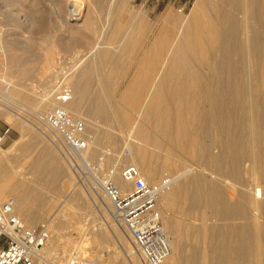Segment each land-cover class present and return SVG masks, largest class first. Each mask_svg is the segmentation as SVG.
I'll return each mask as SVG.
<instances>
[{"label": "bare ground", "instance_id": "1", "mask_svg": "<svg viewBox=\"0 0 264 264\" xmlns=\"http://www.w3.org/2000/svg\"><path fill=\"white\" fill-rule=\"evenodd\" d=\"M22 1L0 0L2 5L8 7L11 16L16 19H20L21 15L18 14V11L13 13L11 8L18 6V3ZM63 1H66V5H64L66 6L65 12H59L58 10L55 12L59 16V23L63 25L73 24L77 29L83 26L81 28H85L89 33L95 37L97 36L95 46L91 51L84 54L83 52L76 53L75 68L83 60L90 59L93 56L99 57L98 54L100 55V52H103L104 57L108 59L110 51L107 53L108 50L105 47L102 50L101 46L104 44V38H102V36H105L104 33L109 37L114 35H121V38L124 37L126 42L119 49H122V51L128 49L130 51V48L134 49L142 46L140 37L143 39V36L148 31H157L152 44L145 49L146 53L140 67L130 78L121 96V98L128 100L126 105L129 104V99L131 103L133 98L135 101L132 100V103H134L136 108L138 107V110L136 109L138 116L135 120L134 118L132 120L129 119L125 114L121 118L125 124L126 133L118 132L117 138L111 132H104L101 135L97 124L90 125L83 114L85 95L82 84L84 80H81L83 75L81 73H79L80 75L77 74L78 77L69 83V87L73 92L72 98L64 106L75 117L83 119L86 125V133L91 142V147L84 152L83 157L91 162L98 161L101 155L99 153L102 152L100 149L102 144L101 137L104 136L113 147H119V141H121V145H129L132 148L129 163L139 167L148 183L155 182V179L160 174H163L161 173L163 169L171 172L174 179L169 186L162 190L158 199V208L161 213L163 226L169 235L171 247V253L166 259V264H264V221L260 220L263 213L261 209L264 206V0H197L185 15L175 13L172 7L168 6L161 14L158 22L153 24L143 22L134 26L130 25V23V26H128L127 21H124V16L127 15L124 12L126 7L125 0L121 4L119 2L117 7L114 6V0H112L113 3L110 4L109 14L106 15L108 19L109 17L111 18L109 21L113 24V27L109 30L105 28L107 25L104 27L103 24L101 27L95 24L94 21L96 15L94 13L95 11H100L99 7L103 1L102 3L99 2L100 0ZM29 8L31 12L28 13V17H38L40 21L42 20L39 30L42 37H47L50 31L44 28L43 23L45 22L43 19L46 11L43 12V9L39 10L32 5ZM54 8L56 9V7ZM136 14L139 17H143L141 9L132 13V16H137ZM40 21L38 20V22ZM77 36H79L78 33L75 37ZM130 43L133 45L130 46ZM137 49L134 50L137 51ZM153 53L157 54L159 59L156 60L154 57L153 59V55H151ZM196 58L203 59V63L208 61L209 67H211V70H207L210 74L205 72L206 76L208 75L207 80H209V85H205L206 88L204 85H200L204 80L202 75L204 72L200 73L202 76L197 75V79L199 81L202 80L201 82L195 81L200 85L198 86L197 84L198 88L197 86L195 87L198 93L193 88L194 84L193 87L190 85L193 79L197 80L194 75L198 73H196V69L191 68V66L194 67ZM86 67V72L89 74L95 69V66L91 64ZM105 79H107V75ZM53 80L50 77L47 81L43 92L36 102V106L31 105V107L35 106L39 112L37 113L42 114V117L44 112H49L50 108L60 104L55 97V91L59 90L61 81H55L53 84ZM193 89L197 93L196 95L195 93L193 94ZM13 90L16 92L14 93L15 96L21 93V90ZM27 94L26 96L28 97ZM196 96L200 98H198L199 100L203 98L207 100V104L205 103L206 105L203 106L199 105V103L197 104L195 102L196 99L195 101L192 100ZM132 103L131 106H134ZM12 106L16 105L11 104V106H5L4 109L14 112L13 115L16 117L15 125L19 120L27 128L29 127L28 124L31 125L55 147L53 148L49 145L50 143L44 140L40 141L41 153L44 156L40 154L33 159L34 176L38 174L36 178H39V173L43 174L45 170L46 173L44 182L43 180L40 182L38 179L37 186L43 185L52 194H60L62 190H68L67 192H69L71 183L63 180L67 177L65 180L69 178L71 181L72 176L65 169V160L61 157L62 154H59L57 148L59 141L55 137L56 132L47 124H44L41 121V117L32 118L31 114L36 112L34 107L27 106L22 112H17L13 110ZM195 106H200V109L197 111ZM259 106L261 107V112L257 114ZM101 113L103 121H107L108 113L106 110L103 112L101 110ZM198 114L201 115L198 116L200 119L196 118ZM4 115L6 116V112ZM198 120L201 123L203 121L208 123L204 124L203 122V125L208 126V129H206L209 132L211 131L209 133L211 140L208 144L204 142L205 140L203 142L200 141L202 142L200 143L195 138L194 140L192 139L199 132L196 135L193 132L192 134L195 136L190 137L191 134L188 130L196 131L197 127L195 126L200 124ZM194 121L199 124L193 126L194 123L192 122ZM201 126L199 125L202 130ZM203 129L204 131H202L205 133L206 129ZM207 130L206 133L208 132ZM88 131L93 134L89 135ZM203 132L200 134L203 135ZM188 138L191 139L189 142L188 140L186 141ZM19 142L21 143V141ZM28 142H31V140ZM198 144H200L199 149L198 147L195 149V146H199ZM214 148H217V151H214ZM3 151L0 148V152ZM19 151L21 152L22 150ZM46 162L52 165L48 164V166L45 164ZM189 162H192L194 166H191V164L188 167L187 163ZM114 163L112 164L113 166L117 164L116 162ZM187 168L189 169L187 170ZM245 170L250 174V183L242 179ZM115 172L114 181L123 190L128 189L129 185L122 179L118 166H116ZM30 179L26 182L21 181L18 186H7L6 183H0V198L3 199L2 195L7 191L11 197L6 200L12 202L15 213L27 225L35 226L39 220L47 218L50 235L47 243L41 248V255L51 264H65L63 262V253H67V249L62 248L63 255L56 256L59 253L58 249L63 231L61 226L66 218L74 217L70 218L74 220L77 216V211H79L78 209H81V206L85 207L82 204H79L80 207L76 206L81 191L71 194L72 198H70L69 202H72L70 204L73 211H71L72 209L69 211V205L62 204L60 210L55 212L53 201L56 195L45 198L43 191L39 194L40 196L35 195L34 190L36 187L32 184L29 185L31 183ZM213 179L226 183V186L229 183L233 184L237 190L238 199L233 202L227 201L221 187L217 185L218 183H214ZM60 180L63 181L60 184L62 189H54L53 187H56ZM75 189L77 188L75 187ZM91 191L92 194L89 195V198L91 197L93 202L91 200L92 204H87L86 206L87 210H89L88 213L92 212L91 208L95 206V211L102 216L100 217L105 222V215H108L113 220L112 207L108 199L98 189ZM244 202L253 208L254 212L252 214L245 210ZM64 204L66 203L64 202ZM64 206L68 208L66 209ZM84 210L81 212L87 214ZM205 210L211 212V218L216 219L215 224L208 225L209 221L207 222V220L209 219H207L208 214L206 215ZM174 211L187 218L175 216L176 213L174 214ZM198 211L199 213L201 211V217L197 215ZM195 216L196 218L197 216L200 217L202 222L195 226L192 225L194 227H189L186 219H195ZM80 217L82 218L83 216L81 215ZM92 219V224L89 223L87 229L83 228L81 223H78V226L82 228L81 231L83 233L88 231L87 233L93 237V241L96 239L97 251L91 253L92 257H94L89 259L95 264H100L97 259L101 257L99 254L104 247H107L109 240L106 238L107 236L99 237L96 234L93 227L98 219L94 213ZM229 219H239L241 222L236 223L233 221L234 223H230V226L229 222H227ZM89 229L92 230L89 231ZM118 229L120 230V233H118L120 237L115 236ZM113 232L116 241L129 262L131 264H144L140 254L133 247L131 248L129 240L121 232V227L116 221ZM190 240L192 243L193 241H201L206 245L205 249L201 250L202 248H198L197 244L195 245L194 243L197 248L189 250L190 245L188 243ZM203 244H201V247ZM85 246L81 243L77 247L82 256L83 254H88ZM108 255H110L114 264H125L124 261H119L117 252L111 251ZM72 256L78 257L81 255L74 252ZM84 257L87 256L84 255Z\"/></svg>", "mask_w": 264, "mask_h": 264}, {"label": "rangeland", "instance_id": "2", "mask_svg": "<svg viewBox=\"0 0 264 264\" xmlns=\"http://www.w3.org/2000/svg\"><path fill=\"white\" fill-rule=\"evenodd\" d=\"M46 1L48 2V4ZM102 1H103V3H102ZM111 1L112 0H100L99 2L102 3V4H100V7H99L100 11L99 12L95 11V13L93 12L94 15L96 14L98 16V18H96L97 16L95 15V20H94L95 24H98V26H101V27L103 26V24H104V27L107 25L105 28L108 30L111 27H113L112 22L109 21V20H111V18L108 16L109 17V19H108L106 16L109 14L108 12H109V9L111 7L110 4L113 3V1L112 2ZM123 1L124 0H114L113 4L115 7H117L119 2L121 4ZM196 1L197 0H125V4H126L125 6L126 7L124 8V12H125V15L126 14L127 15L124 16V21L125 22L127 21L128 26H130V25L134 26V25H137V23H143V22H146L148 24H151V23L153 24L155 22H158V19L160 18L161 14L166 10V8L168 6H171L172 10L175 13H178V14L180 13L182 15H185L190 11V9L193 7V5L195 4ZM104 3H106L105 6H104ZM30 5L38 8L39 10L43 9L42 10L43 12L46 11L45 17H44L45 20L43 19V21L46 22V26H45V22H43V23H44V28H46L47 30L50 31V34L48 35L50 37H48V36L42 37V35L40 33L39 26H41L42 20L40 21V19H38V17L37 18H35V17L32 18L30 16L28 17V13L31 12V9L29 8ZM64 5H66V1H63V0H23L22 2L18 3L19 7L14 6L13 8H11V9H13V11L11 10L13 13H16L18 11L19 12L18 14L21 15L20 19H16L15 17L11 16L10 10H8V7L6 5H2V3L0 2V136H2V140L0 142V148H1V151L4 150L3 152L4 153L6 152L5 154L3 152H0V161H1L0 162V169H1L0 173H2L3 178H5L4 183H6V185L8 184L7 186H9V185H12V186L17 185L18 186V184L21 181L26 182V181H29V179L31 178L30 179L31 183H29V185L30 184L35 185V187H36L34 190L35 195L41 194V191H43V195L45 196V198L50 197L51 195H54V196L56 195V197L54 198V201H53L55 204V209H54L55 212H58L57 210H60V208L62 207V204L66 205V206L69 205L71 207L70 203H72V202H69L70 198H72L71 194L72 193L75 194L76 192L81 191L80 196L78 198V201L76 202V206L80 207L79 204L80 205L82 204L85 207L81 206L82 208L78 209L80 212L77 211V216L75 217L74 220H71L74 217H70L71 219L66 218V220H64L65 225L63 224L61 226V229L63 231L61 234V242H60L59 249H58L59 253L56 256H62L64 254L63 255V262L65 264H68L69 260L72 257H74V256H72V254L74 252H77L78 255L80 254L81 256H79V257H84V255H85V256H87L86 258L93 259L94 256L92 257L91 253H94L97 251L96 250V242H95L96 239L93 241L92 240L93 237L91 235H89V233H87L88 231H86V233H83V231H81L82 228L80 226H78V223L79 224L81 223L82 224L81 226H83V228L87 229V226L89 225V223L92 224L91 220H93L92 219L93 213L98 219V220H96V225L93 227V229H95L94 231L96 232V234L99 237L104 235L105 237L107 236L106 238L109 240V242H108L109 244H107V247H104L101 250L102 254L101 253L99 254L101 256L100 258L97 259L99 261V263L100 264H114V262L110 258V255H108V254H110L111 251H115V252H117V254L119 256V261L122 260V262L124 261L125 264H131L129 262L128 258L125 256L124 252L121 250L118 242L115 239V236L120 237V236H118V233H120V230L118 229L117 232L115 231L116 232L115 234H117V235L113 234L114 233L113 228L115 225V221H113L114 219L112 220V218L108 217V215L107 216L105 215L104 216L106 219V222H105V220L101 218L102 216L99 215V213H97L95 211V209H94L95 206L92 208L90 207L92 212L88 213L89 210H87L88 208H86V206H87V204L91 205L93 202L91 197L89 198V195L92 194L91 193L92 191L88 188L87 184H85L86 181H81L77 178V176L75 174H72L73 171L71 172L72 169L70 168L68 162L66 161V158H64L65 157L64 154L62 153L63 147H62L61 143H59L57 145V148L59 150V154H62L61 157H63V159L65 160L64 161L65 169H67L68 174H70L72 176L71 181L69 180V178L67 180H65L67 177H65L63 180L64 182H70L71 183V188L69 189V192H67L68 190H62V191H60V194H56V193L52 194V192H50L48 189L44 188L43 185L37 186L38 179L40 182H41V180H43V182H44V180H45L44 175L46 173V170L44 171L43 174L39 173L40 177L36 178V176L38 174L34 176L35 173H34L33 159L40 154L42 156H44L41 153L42 148L40 146V141L44 140L47 143H50V142L48 140H46L44 135H42L40 132H38L34 127H32L29 124H28L29 127L27 128V126L26 127H25V125L23 126L19 120V122L16 123V125H15V122H16L15 118L16 117H15V115H13L14 112H10V111H7L4 109L5 106H11V104H13V105H16V106H12L13 110H15L17 112L18 111L22 112L23 109L26 108L27 106H30V107H31V105L36 106V102L39 99L41 93L43 92V89H44V87H45V85H46V83L50 77L54 79L52 81L53 84L55 81H58V80L61 81L60 82L61 86L59 88V90H61L62 86H68L69 87V83L73 82L74 79H76L78 77L77 74L81 73V75H83V76H81L82 77L81 80H84L83 81L84 83L82 82V84H83V90H84L83 92L85 94L84 100H83V114L87 118L86 121L90 125L91 124H97L98 129H100L101 135H103L104 132L105 133L111 132L114 137H116V136L118 137V132L122 131L123 133H126L125 124L121 120L122 116L125 114L131 120H132V118H134V120H135V118L138 116V113L136 112V109L138 107L136 108L134 103H132L135 100L133 98H132L133 101L131 100V103L134 106H131L130 99H129V104L126 105V102L128 103V100L125 98H121V96H122V93L125 91L124 89L128 85L130 78L134 75V73L140 67V64H141V62L144 58V55L146 53L145 49L152 44L153 39H154L157 31L156 32H154V31L149 32L148 31L143 36V39L140 37V39L142 41V42L140 41L142 46L140 48L137 47L138 49L134 48L135 50L137 49V51L130 48L131 49V50L129 49L130 51H128V49H126L127 51L124 50L125 52L122 51V49H119L120 46L122 44H125L124 42H126L124 37H122L124 39L121 38V35H118V36L114 35L113 37H109L106 33H104L105 36H102V38H104L103 39L104 41L102 40L104 44H102L101 46H102V50H104L105 48L108 50L107 53H109V51H110V53L108 54L109 57H107L108 59H106L104 57L103 52L102 53L100 52V55L98 54L99 57L93 56V57H90L91 60L90 59L83 60L81 63L78 64L79 66L77 65L75 68L74 62L76 60V56H75L76 53L77 52H83V54H84L86 52L91 51L93 49V47L95 46V43H96L95 39H97L96 38L97 36L95 37L94 35L89 33L85 28H81L83 26H80V28L77 29L75 27V25H73V24H67V25L60 24L59 23V21H60L59 16H57L55 12H56V10H58L59 12L61 11L64 13L65 7H66ZM102 5L104 6V8ZM54 7H56V9ZM139 9L142 10L143 17L142 16L139 17L138 14H136L138 17L135 15L132 16V13H135ZM37 19L40 22H38ZM55 20H57V21H55ZM109 22H110V24H109ZM129 23H130V25H129ZM77 33L79 36L75 37L77 35ZM73 35H75V36H73ZM92 37H93V40H92ZM132 45L133 44L130 43V46H132ZM49 53H50V55H49ZM151 55H153L152 58L154 57L156 60L159 59V56L157 54L153 53ZM92 58H94V59H92ZM131 59H132V61H131ZM93 60H94V62H93ZM203 61L204 60L201 58H196L194 65H193L194 67L191 66V68L196 69V73H198V74L194 75L196 77V79L198 76L201 75L200 73L204 72L202 74L204 76L203 81L202 80L199 81L198 79L197 80L193 79V81L190 82V85H192V87L194 84L193 88H195L197 86V84H198V86H200L201 84H202V86L203 85L204 86L209 85V80H207L208 75L206 76V74H210V72L207 70H211V67H209L210 64H208V61H207V63L206 62L203 63ZM90 64L95 66L94 68L96 70L93 69L94 71H92V73L89 74L88 72H86V70H87L86 66H88ZM83 68L85 69V71H83L84 70ZM108 70H110V72H108ZM107 72H108V74H107ZM205 72H206V74H205ZM89 75H90V77H89ZM106 75H107V79H105ZM190 76H192V75H190ZM195 81H197V82L202 81V82L199 85V83H197ZM204 81H206V82H204ZM52 82H51V84H52ZM203 82H204V84H203ZM21 86H22V88H20ZM198 86H197V88H198ZM206 86H205V88H206ZM24 88L28 89L29 91L24 89ZM100 88H102V89H100ZM13 89H15L16 91L21 90V93L17 92L21 96L19 94H16V96H15L14 93H16V92ZM195 90H196V88H195ZM263 91H264V89H263ZM24 92H26V93L24 94ZM56 92H57V90L55 91V94H56ZM194 93H195V91L193 89V94ZM197 93H198V91H197ZM197 93H195V95ZM26 94L28 95V97L26 96ZM198 98L196 96L192 100L195 101V99H196L195 102L197 104L199 103V105H202V106L207 104V100H205L204 98L202 100H199L200 98L199 99ZM203 100H204V102H203ZM201 101L203 102V104ZM35 106H32L31 108H33V107L35 108ZM96 107H97V109H96ZM54 108L55 107L50 108V110H52ZM195 108H197V111H198V109H200V106H197V107L195 106ZM129 109H131V110H129ZM35 110H36V108H35ZM50 110H48V111H50ZM101 110H102V112L104 110H106V112L108 113L107 114V116H108L107 121L108 122L103 121ZM258 110L259 111H257V114H259L261 112L260 106H259ZM5 112H6V116L4 115ZM37 112L38 111L36 110V112H33V114H31L32 118H36V116L41 117V121H42V114H38L39 112L38 113ZM40 113H42V112H40ZM46 113L47 112H44V115ZM2 115H4V116H2ZM120 115H121V117H120ZM196 116H197L196 117L197 119H200L198 116H201V115L198 114ZM198 121H196V122H198ZM203 122H204V124H208L205 121H203ZM203 122L201 123V121H199L200 124L199 123H197V124H199L200 126L202 125L201 127H202V130L204 131L203 128L206 129L208 126L203 125ZM192 123H194V125L191 124L193 126L197 125L195 123V121ZM199 125L195 126V127H197V130L199 129L198 131L197 130L194 131V130H190V129L188 130L189 133L191 134L190 137H192L194 134L196 135L197 132H199V134L200 133L202 134L203 131L201 130ZM19 126H20V128H19ZM110 129H111V131H110ZM206 130H205V133L203 132L205 135L200 134L201 135L200 136L197 133V136H196L197 138L193 137L192 139L194 140V138H195V140L197 142H200V141L203 142L205 140L204 142L206 144H208L211 140L210 134H209L211 131L209 132V130H207L208 131L207 133L209 135V137H208ZM23 131H24V133H23ZM200 131H202V132H200ZM30 132H31V135H30ZM193 132H195V133L192 134ZM88 133H89V135L93 134L90 131H88ZM103 137L104 136L101 137L102 144L100 146V149L102 152L99 153V155L101 154L100 156H102L103 154L108 153L106 156V159H105V164H110V161H111V164H113L114 162H119L121 166L129 163L130 157L129 158H123L122 154H123L125 149H128L130 151V153L132 154V148L129 145H125V144L121 145V141H119V144H120L119 147H117V148L113 147L109 143V141L107 142V138L104 137V139H103ZM186 137H187V135H186ZM29 140H31V142H28ZM187 140L189 142V140H191V139L188 138V139H186V141ZM19 141H21V143ZM197 142H196V144H197ZM202 142H200V143H202ZM54 143H55V141H54ZM49 145L52 146L53 144L50 143ZM198 145L199 146H195L196 147L195 149H197V147L199 149L200 144H198ZM21 146H23V147H21ZM28 146H29V148H28ZM52 147L55 148L54 146H52ZM10 148H11V150H10ZM7 150H9V152H7ZM19 150H22L21 151L22 153ZM25 150H27L26 151L27 153L24 152ZM111 151H112V153H111ZM214 151H217V148H214ZM5 158H6V160H5ZM16 158H18V159H16ZM14 159H16V160H14ZM114 159H117V160H114ZM48 162H50V161L48 160ZM48 162H46L45 164L50 165L51 163H48ZM189 163H187L188 167H190L191 164H192L191 166H194V164L192 162H189ZM246 164H248V163H246ZM66 166H68V167H66ZM68 168H69V170H68ZM188 169L189 168H187V170ZM161 173H163V174H160V176L155 179V182L157 180H159L160 178H162L165 174H168V173H169L168 175L171 176L172 179H174V176L171 174V172H169V170L167 171V169H165V170L163 169ZM227 179H226V181H227ZM242 179L245 182L250 183L251 179H250L249 172L247 173L245 170L243 172ZM63 181L60 180V182L56 184L57 186L55 185L56 187H53V188L54 189L58 188V190L62 189V186L60 184H62ZM210 181H211V179H210ZM212 181L216 184L218 183L217 185H219V187H221L222 192L224 193L223 195H224L225 199H227V201L233 202V201L238 199V196L236 194L237 190L233 184L229 183L228 186H226V183L218 182V180H216V179H213ZM228 181H230V179H228ZM153 183H154V181H153ZM219 183H221V184H219ZM74 186L77 189H75ZM79 189H81V190H79ZM73 191H75V192H73ZM225 191H226V193H225ZM65 195H66V197H65ZM10 197H11L10 195H6L5 198L3 196V199L2 198H0V199L2 201H5L7 198H10ZM41 197H43V196H41ZM65 198H68V199L65 200ZM56 200H58V201H56ZM91 200H92V202H90ZM55 201H56V203H55ZM64 202L66 204H64ZM73 204L75 205V203H73ZM66 206H64V208H66ZM70 207H69V211L71 209H72L71 211H73V208L72 207L70 208ZM244 208L247 212H249V214H252L254 212L253 208L246 202H244ZM83 210L86 211L87 214L86 213L84 214L83 212H81ZM261 210H262L261 212H263V213L261 214L260 220L262 219L261 221H264V206ZM205 212H206V215L208 214L207 215V219H209V220H207V222L209 221L208 225H213V223L215 224L216 219L211 218V216H212L211 212L209 210H205ZM175 213H176L175 216H178L179 218L180 217L181 218L186 217V216H183L182 214L174 211V214ZM198 213H199V211H198ZM198 213H197V215H199L201 217V211L199 214ZM81 215L83 216L82 218L80 217ZM200 217L197 216V218H196V216H195L196 220L194 218H190L189 220L186 219V221L188 222V226L194 227L195 225H198L200 222H202ZM193 219H194V221H193ZM69 220H71V221H69ZM210 220H212V221H210ZM45 221L47 223L46 217H45V219L43 218L42 220H39L37 222V224L45 222ZM233 221L236 223L241 222V220H239V219L238 220L229 219V221H227V222H229V224L230 223L232 224V223H234ZM231 224H230V226H231ZM192 225H194V226H192ZM90 230H92V229H89V231ZM101 231H102V233H101ZM121 232H123L122 229H121ZM123 234H124V232H123ZM84 236H85V238H84ZM81 243L84 246L86 244L85 250H87V253H88V254H83V256H82L81 252L78 251L79 249H77L78 245H81ZM189 243H188V245H190L189 250L197 248V247L198 248L200 247V248H202L201 250H204L206 247V245L203 244L201 241H193V243H192V241L190 240ZM194 243H195V245L197 244V247L194 245ZM198 243H199V245H198ZM129 244H131V243H129ZM201 244H203L202 247H201ZM130 246L132 248V244ZM62 248L67 249L69 253L67 252V253L62 254ZM78 252H80V253H78ZM187 252H188V250H187ZM74 255H76V254H74ZM225 264H228V263H225ZM236 264H238V263H236ZM241 264H244V263H241Z\"/></svg>", "mask_w": 264, "mask_h": 264}, {"label": "built area", "instance_id": "3", "mask_svg": "<svg viewBox=\"0 0 264 264\" xmlns=\"http://www.w3.org/2000/svg\"><path fill=\"white\" fill-rule=\"evenodd\" d=\"M72 93L70 87L62 86L55 94L60 104L47 112L42 122L56 132L55 137L63 147L62 153L77 178L86 181L90 190H100L108 199L113 218L144 264H166L171 247L158 208V199L162 190L171 184L172 177L165 174L150 184L133 163L122 166L119 162L115 166L105 164L108 153L95 162L84 158V152L91 147L85 122L64 106L71 100ZM130 156V151L125 149L122 157ZM116 166L120 168L122 179L129 185L128 189L123 190L114 181ZM49 235L46 222L27 225L15 213L11 201L0 200V264H51L41 256V248L47 243ZM68 264L95 263L78 256L72 257Z\"/></svg>", "mask_w": 264, "mask_h": 264}, {"label": "crops", "instance_id": "4", "mask_svg": "<svg viewBox=\"0 0 264 264\" xmlns=\"http://www.w3.org/2000/svg\"><path fill=\"white\" fill-rule=\"evenodd\" d=\"M0 170H1V169H0ZM1 176H2V173H1ZM4 179H5V178H3V176H2V178L0 179V183H1V184L4 183V181H5ZM2 182H3V183H2ZM7 185H8V184H7ZM3 194H4V195H2V196H6V195H8L7 191L4 192Z\"/></svg>", "mask_w": 264, "mask_h": 264}]
</instances>
